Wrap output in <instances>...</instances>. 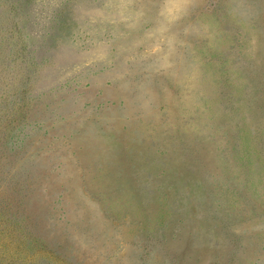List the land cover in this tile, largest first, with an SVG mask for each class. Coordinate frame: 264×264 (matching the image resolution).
<instances>
[{"label":"rangeland","instance_id":"1","mask_svg":"<svg viewBox=\"0 0 264 264\" xmlns=\"http://www.w3.org/2000/svg\"><path fill=\"white\" fill-rule=\"evenodd\" d=\"M0 264H264V0H0Z\"/></svg>","mask_w":264,"mask_h":264}]
</instances>
